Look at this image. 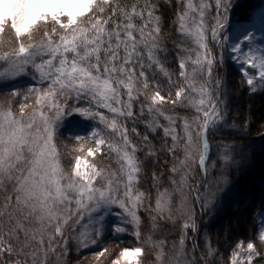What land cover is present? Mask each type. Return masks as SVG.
Masks as SVG:
<instances>
[{"label": "snow or ice", "instance_id": "6c2138e0", "mask_svg": "<svg viewBox=\"0 0 264 264\" xmlns=\"http://www.w3.org/2000/svg\"><path fill=\"white\" fill-rule=\"evenodd\" d=\"M165 2L170 4L171 0ZM237 2L176 0L174 23L181 38L176 47L188 56L179 59L174 98L171 89L166 98L155 73L158 71L171 82L173 72L166 67L168 49L160 40L162 16L157 14L159 7L152 0H145L143 5L118 0H0V47L6 28L16 41L11 51H0V61L7 65L6 71L0 72V80L15 79L33 68V79L40 84L27 87L18 115L11 105L7 109L0 107V264H49L51 254L56 264H67L68 237L76 240L78 251L89 243L95 245L109 214L123 217L125 223L137 229L139 237L138 210L152 206L148 193L139 188L144 162L137 156V145L129 139L127 127L118 118L133 117L134 102L141 97L140 115L145 114L146 106L147 115L152 117L146 127L153 133L162 128L160 151L168 152L172 158L168 168L171 187L162 192L158 189L152 210L155 215L149 212L153 227L158 217L173 223L183 221L179 246L173 242L172 264H214L215 249L208 244L207 229L201 234L195 205L199 204L201 215L207 213L210 220L231 177L238 176L251 163L252 151L237 149L234 141L221 139L215 158L210 160V137L230 136L233 133L226 130L234 127L228 123L227 108L221 107L226 103L222 99L226 73H214L224 70V53L230 52L229 59L234 62L259 70L257 79L242 69L249 94L264 90V48H243L245 43L254 44V30L246 29V22H237L234 30H245V34L230 43L231 13ZM259 11V23L264 25V8ZM257 22L252 18L247 23ZM189 43L195 46L194 58ZM189 62L193 65L191 72ZM146 67L153 72L152 91H148ZM186 93H196L198 99ZM20 94L19 90L9 93L12 97ZM182 98L189 103H181ZM30 99L33 104L28 103ZM73 99L75 104L69 102ZM169 99L173 105L192 107L197 113L191 119L183 118V135L177 132L176 118L162 110ZM99 108L111 112L112 118L107 119ZM74 115L90 120L99 117L112 134H119L113 144L92 131L94 146L87 149V156L92 157L106 144L116 155L117 170L97 169L84 156L77 155L71 173H65L55 138L65 120L70 121ZM159 117L167 124H161ZM132 132L137 129L133 127ZM67 136L78 142L88 138L87 134L72 132ZM143 140L147 147L148 135ZM79 150L84 151L83 147ZM155 154L154 147L146 151L149 157ZM162 175L153 174L154 184ZM191 192H195L194 199ZM85 212L96 223L92 233L77 235L74 226ZM261 218L264 221V211ZM189 229L194 235L201 234L205 241L206 251L200 252L199 260L194 239L191 259L185 250ZM125 230L114 226L116 233ZM259 240L264 243V230L259 232ZM163 244L159 242L158 264L164 255ZM237 249H243L242 241ZM107 251L104 248L96 259ZM246 252V264H252L253 256L259 255L252 242L247 243ZM143 254L141 247L124 248L112 264H141ZM238 256V251H232L230 264H241Z\"/></svg>", "mask_w": 264, "mask_h": 264}, {"label": "trees", "instance_id": "16d2710c", "mask_svg": "<svg viewBox=\"0 0 264 264\" xmlns=\"http://www.w3.org/2000/svg\"><path fill=\"white\" fill-rule=\"evenodd\" d=\"M118 2L128 5L133 3L141 5L145 3V0H118ZM152 2L158 5L159 11L157 14L162 16V32L160 40L161 43L168 49L167 61L171 62L173 56L178 53L176 45L180 43L181 40L176 30V24L174 23L177 12L176 0H171L170 4L166 3L165 0H152ZM255 5V0H239L237 2L238 7L234 11H236V14L239 11L242 16L245 15L251 8L255 7ZM231 14L235 15L233 12ZM4 34V43L7 42L6 40H10L11 43L9 45L13 47L16 43L15 37L11 36V33L7 28ZM34 35L39 34L34 33ZM26 38L27 37L24 38L25 41ZM4 43L2 47H0V51H9V46H6ZM168 68L173 72L172 77L176 79L177 73L175 72L176 68L174 65L172 68ZM148 76L150 80V88L148 91H152L155 86L153 83V76L149 74ZM235 77V82H240L241 87L238 88L235 86L234 88H231V92L235 100L232 107L229 108L227 118L229 120L228 123L236 127V131L232 132L233 134L230 136L221 137V139H224L226 142L234 141L237 147L241 146L246 149L252 148L251 163L245 169H242L238 176L233 175L231 177L230 184L225 190L226 195L224 203L221 205L222 208L210 223H206L204 221L202 222V218L200 217L198 210V206L200 209V205H195L196 219L197 222H199L200 230L204 233L207 229L209 245L215 249V252L218 254L217 257H221L223 264L230 261L232 251H238V259H240L242 256L241 253H244L245 251L244 247L243 249H237V245L241 241L243 242V246L249 242L254 243V238L257 234L256 214L259 212L264 203V127H261V121H264V93L255 96H246L242 90L244 83L241 81L239 76ZM172 80L173 79H171V83L169 84H161L159 82L161 86V93L165 95L166 98L168 96L169 89L172 90V98H174L177 83ZM142 101L143 97H141L139 101L134 102L133 113L137 118L135 123L130 126L131 129L128 133L129 139L137 145V156L144 162L139 177V188L141 191H146L148 193V203L152 206L151 209L146 210V208L142 207L138 210L137 214L141 217L139 225L140 235L137 237L135 234L137 229L134 230V227L129 226L124 236L119 237L109 234L106 235L102 240L101 247L93 252H77L76 245L68 242L69 251L67 257L65 258L67 264H108L124 248L133 246L144 249V254L140 257L141 264H158L156 256L160 253L161 246L159 245L157 247L154 242L164 241L162 247L163 251L165 250L166 253L169 247L173 248V242L179 245L183 221L177 219L175 223H173L172 221L160 219L158 217L154 228L152 218L149 215V212L155 208V200L158 195V189L162 192L165 187H171L168 182V176L170 175L168 168L170 167L172 158L168 152L160 151L163 130L158 128L156 132L153 133L148 127H146V106L145 114L143 116L140 115ZM14 106H16L15 103L12 104L13 111L17 110ZM162 110L166 115L174 116L176 121L180 120V118L183 119L184 117L190 118L193 114L191 110L185 107L173 105L170 99L165 105H163ZM246 122H248L247 128H245ZM133 127L137 129V132H132ZM178 134L183 135L180 127L178 129ZM144 135H148L149 137L147 147L145 145V141L143 140ZM232 139L234 140L232 141ZM213 141L214 138L210 137V147L212 146ZM170 143L171 141L169 139V144ZM153 147L156 149V154L151 157L147 156V149ZM182 155L183 153L181 151L180 156L182 157ZM104 157L106 156L102 155V157L95 158L98 160L99 164L102 165L107 164V160L103 159ZM96 159L92 160V162L97 163ZM153 174L158 176L163 174L161 180L155 182V184L152 179ZM217 174L219 173L217 172ZM190 183L194 184V181H190ZM2 191L3 190H0V204L3 202ZM193 194L194 192H191L192 199H194ZM152 214L155 215V212L152 211ZM173 215H176L175 209H173ZM4 222L5 225H7L6 217L4 218ZM203 223H205V228ZM199 236L197 234L194 235L189 229L188 239H186L185 242V250L187 253L191 254L193 239L196 241L198 244L196 252L197 260L200 259V252L206 251V248L201 242ZM149 237H151V239H149ZM197 238H199V240H197ZM104 248H108V251L103 255V260L97 259L96 262H94L93 258ZM49 264H56V257L54 254L49 256ZM252 264L260 263L252 262Z\"/></svg>", "mask_w": 264, "mask_h": 264}, {"label": "rangeland", "instance_id": "374dc122", "mask_svg": "<svg viewBox=\"0 0 264 264\" xmlns=\"http://www.w3.org/2000/svg\"><path fill=\"white\" fill-rule=\"evenodd\" d=\"M255 1H256L255 7L251 8L249 11H247L245 15L241 16L239 11L236 14V11H234V10H236V8L238 6H236L232 10V12L235 15L231 14V24H232L233 27H232V29H230V38H231L232 42L238 41L245 34V30H241L240 32H237V31L234 30V26H235V24L237 22H246V29L254 30V32H253L254 44L253 45H249L248 43H245L243 45V48H244L245 51L249 47H253L254 49L255 48H263L264 47V44L261 43L260 35L258 34V36H257V31L259 29H260V31L262 29H264V25L259 23V20L262 18L261 17V13H260L259 10L261 8H264V0H255ZM141 5H143V4H141ZM252 18H256L258 22L257 23H247ZM137 23H140V21L137 20ZM6 36H9V35H6ZM11 36L15 37L13 33H11ZM3 37H5V34H3ZM6 41L7 42H5L4 44H6V46H9V51H11L12 46L9 45L11 43L10 40H6ZM25 42H27V38H26ZM189 47L192 48V53L191 54H192V57L194 58L195 57V46L193 44L189 43ZM4 51H6V50H4ZM178 52H179V55L178 54L174 55L173 58L171 59L172 61L171 62L167 61V63H166V67L167 68L168 67L172 68L173 65L176 68L175 72L177 73V77H176V79L171 77V79H173L177 84H178V81H179V76H178L179 59L182 58V57L186 58L188 56V53H186V52H180L179 50H178ZM257 54H262V53H257ZM231 55L232 54L230 52H225L224 53V57H225V59H224V64H225L224 70H214V73L216 71H220L221 75H224L226 73L227 80H226V84L224 86L225 96L222 97V99H225L226 103L222 104L221 107L222 108L226 107L228 111H229V108L232 107L233 102L235 100L234 96H233V94L231 92V88L232 87L234 88L235 86H237L238 88L241 87L240 86V82L239 83L235 82L236 81V80H234V79H236L235 76H239L241 81L244 83L242 90L244 91L246 96H248V95L249 96H255V95H259V94H263L264 93V90H258L255 94H249V86L247 85L246 80L244 79V77L242 75V69H246L250 75L256 76L257 79H258V71L259 70L258 69L247 68L246 65H242L240 63L234 62L233 60L229 59V57ZM146 60H147V58L145 56V62H146ZM192 67H193V65L191 64V62H189V64H188V71L189 72H191ZM6 69H7V65L3 61H0V72H4V71H6ZM145 70L147 71V73L149 75L153 76V72H152L151 69H148L146 67ZM137 71H139V68H137ZM34 74H35V69L29 68L27 70V72L19 74L15 79L0 80V107H3L5 109H7L9 107V105H11V108H12V104L15 103L16 106H14V108L17 109V110H14V113L18 115L19 104L24 102L23 93L27 91V87L31 86V85H35L37 87H40V84H39L38 80H34L33 79V75ZM155 79L157 81H159L161 84H169V83H171V82H169V80L167 78H165L158 71L155 73ZM199 83H200V81H197V84H199ZM231 84H232V86L230 87ZM44 86H46V84ZM257 87L259 88V85H257ZM11 90H19L21 94L18 95V96L12 97V96L9 95ZM4 95H7V96H4ZM186 95H190L192 97H196V93H186ZM2 96H4V97H2ZM196 98L198 99V97H196ZM124 99L126 100V97ZM69 102L73 103V104L76 103V101L74 99L69 101ZM28 103L29 104H33L34 101L32 99H30L28 101ZM80 103L84 104L85 101H80ZM181 103L187 104V103H189V101L185 100L184 98H182ZM185 108L191 110L192 113H193L192 116L189 119H191L192 117L197 115V113H196L194 108H192V107H185ZM98 111L100 113H102L109 120L113 116V114L111 112H108L107 109L99 108ZM136 118L137 117L134 114L133 117H131V118L119 117L118 120H119V122H121L122 124H124L127 127L128 133H129V131L131 129L130 126H132V124L135 123ZM151 119H152V117H149L147 115V119L145 120V123L147 124V122H149ZM159 120H160L161 124H165V125L167 124V122L164 121L162 117H159ZM178 124H180V125H178ZM182 126H183V119L180 118V120H177V132H178L179 127L182 129ZM92 131L98 132L100 134V136H102L106 141H110L113 144H115L117 142L118 137H119V134H112L110 132L109 128L106 126V124L104 122L100 121L99 117H96V118L90 120V119H85L83 117H80L79 115H74V116L71 117L70 121L65 120L64 126H62L60 129L57 130V134H56V138H55V142L57 144V152L59 154L61 166L64 169L66 174H70L71 173L72 165H74L75 157L77 155L84 156L86 158V160H87V163L88 164H94L97 167V169L105 168L106 170H112V171H115V170L118 169V165L116 163V155H115V153H110V150L107 148L106 144L104 146H102L101 151L99 153L95 154L92 157H88L87 156V149L89 147H93L94 146L93 138L91 136V132ZM226 131L235 132L236 131V127H232V128H230V129H228ZM68 132L78 133V134H82V135L87 134L88 138L86 140H81V141L78 142V141L75 140L74 137L73 138H68V136H67ZM220 140H221V137H215L214 138V141L212 142V146L210 147V160L215 158L216 151H217V143ZM233 140L234 139H232V141ZM81 147H83V149H84L83 152H81L79 150ZM236 148L240 149L242 147L241 146L240 147L236 146ZM244 149H246V148H244ZM102 155L106 156L103 159L107 160V164L100 165L98 160L95 158V157H102ZM95 159L97 160V163H93L92 162V160H95ZM210 171H211V169H210ZM225 195H226V191H224L222 193V195L220 196V198H219L220 199V203H219V206L217 208V211L211 217L210 220L208 219L207 213H205L204 215H201L202 222L204 221L206 223H210L212 221V219L216 217L217 213L222 208L221 205L224 203ZM194 197H195V192L193 194V198ZM262 211H264V203H263V206L261 207V209L259 210V212L256 214L257 234H256V237L254 238V243H253L255 245L256 251H257V253H259V255H254L252 262L253 263L254 262H258L260 264H264V243H262L259 240V232L261 230H264V221H262V218H261V212ZM203 218H204V220H203ZM95 223H96L95 220H89V215H88L87 212H85L83 217L80 219L79 224L74 226L76 234L79 235L80 233H84V234L92 233L93 225ZM203 224H204V228H205V223H203ZM115 225H120V226L124 227L126 230H127V228L129 226L130 227H134L132 224L125 223L123 217H117V216L111 215V214L106 215L105 218H104L103 233H102L101 236H99L97 238L98 242L95 245L89 243L87 247H80L79 251L93 252L94 250L99 249L101 247V245H102L103 238L106 235H108V234L109 235L119 236V237L124 236L126 230L124 232H122V233H116L114 231V226ZM198 225H199V222H198ZM134 230H136V228H134ZM67 231H71V229H68ZM202 233L203 232H201V234ZM201 234H200V236H199V234H197V235L199 236V238H200L201 242L203 243V245H205V241L202 239ZM199 238H197V240H199ZM68 242H71L72 244L76 245V251L79 252L77 250V242H76L75 239H73L71 236H69L68 237ZM154 244L158 247L159 246V241L154 242ZM208 244H209V240H208ZM176 245H177V247L179 246L178 244H176ZM246 245L247 244H245L243 246L245 251H244V253H241L242 256L239 259L242 264H246V262H247L248 253L246 252ZM134 248H135V246L129 247L128 249H134ZM163 252H164V255L162 257V261L159 262V264H172L173 258H174V255H175L173 248L169 247V249L167 250V253L165 252V250ZM118 255L115 256L108 264H112V262L118 257ZM217 256H218V254L215 252V256L212 257L214 264H223V261L221 260V257H217ZM188 258L191 259V254L190 253L188 255ZM99 259L103 260V256H100ZM96 260L97 259H96V256H95L93 258V261L96 262ZM230 261H231V259H230ZM230 261L228 263H225V264H230Z\"/></svg>", "mask_w": 264, "mask_h": 264}, {"label": "bare ground", "instance_id": "6f19581e", "mask_svg": "<svg viewBox=\"0 0 264 264\" xmlns=\"http://www.w3.org/2000/svg\"><path fill=\"white\" fill-rule=\"evenodd\" d=\"M258 34L260 35L261 43L264 44V29H262L261 31H260V29H259V30L257 31V36H258ZM230 43H232L231 38H230ZM263 48H264V47H263Z\"/></svg>", "mask_w": 264, "mask_h": 264}, {"label": "water", "instance_id": "95a60500", "mask_svg": "<svg viewBox=\"0 0 264 264\" xmlns=\"http://www.w3.org/2000/svg\"><path fill=\"white\" fill-rule=\"evenodd\" d=\"M198 210H199V214H200V217H201V211H200V209H199V206H198Z\"/></svg>", "mask_w": 264, "mask_h": 264}]
</instances>
